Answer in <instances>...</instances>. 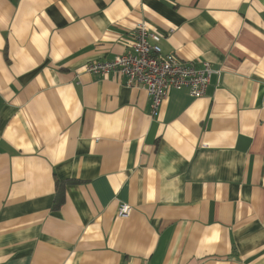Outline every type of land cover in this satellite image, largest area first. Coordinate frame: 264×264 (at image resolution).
<instances>
[{
	"label": "crops",
	"instance_id": "crops-1",
	"mask_svg": "<svg viewBox=\"0 0 264 264\" xmlns=\"http://www.w3.org/2000/svg\"><path fill=\"white\" fill-rule=\"evenodd\" d=\"M141 22L202 96L85 71ZM0 264H264V0H0Z\"/></svg>",
	"mask_w": 264,
	"mask_h": 264
},
{
	"label": "built area",
	"instance_id": "built-area-1",
	"mask_svg": "<svg viewBox=\"0 0 264 264\" xmlns=\"http://www.w3.org/2000/svg\"><path fill=\"white\" fill-rule=\"evenodd\" d=\"M163 35L145 22L136 25L134 40L128 50L107 60H93L85 66L89 74H116L127 85L145 88L151 99L152 114L156 115L172 88L187 87L192 97H200L210 82L213 69L208 61H187L177 53H163ZM132 208L119 205L117 215L126 216Z\"/></svg>",
	"mask_w": 264,
	"mask_h": 264
},
{
	"label": "trees",
	"instance_id": "trees-1",
	"mask_svg": "<svg viewBox=\"0 0 264 264\" xmlns=\"http://www.w3.org/2000/svg\"><path fill=\"white\" fill-rule=\"evenodd\" d=\"M59 186H60V185H59ZM59 203H60V201L57 200V201L55 202V206H58Z\"/></svg>",
	"mask_w": 264,
	"mask_h": 264
}]
</instances>
